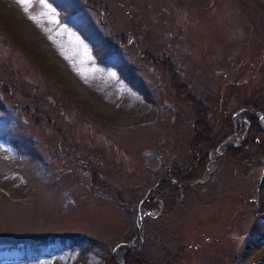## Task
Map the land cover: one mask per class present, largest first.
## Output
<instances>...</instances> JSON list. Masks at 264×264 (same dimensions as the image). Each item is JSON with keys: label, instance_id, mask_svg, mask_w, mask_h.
Masks as SVG:
<instances>
[{"label": "rangeland", "instance_id": "obj_1", "mask_svg": "<svg viewBox=\"0 0 264 264\" xmlns=\"http://www.w3.org/2000/svg\"><path fill=\"white\" fill-rule=\"evenodd\" d=\"M104 39L116 54L102 63ZM5 99L0 247L84 237L99 245L87 264H126L122 243L148 264H264V158L218 162L246 141V104L264 128V0H0ZM197 124L220 143L183 182L170 170L191 169ZM59 251L28 264H82Z\"/></svg>", "mask_w": 264, "mask_h": 264}, {"label": "trees", "instance_id": "obj_2", "mask_svg": "<svg viewBox=\"0 0 264 264\" xmlns=\"http://www.w3.org/2000/svg\"><path fill=\"white\" fill-rule=\"evenodd\" d=\"M56 5L59 6V2L55 1ZM76 13L77 17L75 18H69L68 21L70 23H73V20L75 19L76 21H80L76 24H79L83 27V31L89 35V37H92L96 39V32L95 29L88 24L82 18L80 14V9H71V12L69 13ZM76 27L80 30V28L76 25ZM82 29V28H81ZM95 41H98L97 39ZM109 40H105L100 44L98 42V46L103 48V54L100 56L98 54V50L95 46H93L95 53L99 56V60L104 63L105 59L109 60L111 57H114L116 52L111 49L110 44L108 43ZM97 46V47H98ZM107 64H110L111 66L115 67L120 71V75L122 78L133 88L136 90L142 91V89L136 84V74L134 71H132L126 66H122L120 63L121 61L118 60L115 62H106ZM118 63V64H117ZM6 98V97H5ZM5 102H1L0 107L4 110H6V105L11 106V102L6 100ZM243 108L246 109L244 112L245 116H248V120L250 123V128L247 132V138L246 141L241 144L240 146L236 147H228L224 152H222V157L220 158V161L222 162L223 158H226V155L229 154L231 155L233 159L238 161L240 158L251 155V154H258L259 159L262 157L264 158V128L260 125V120L256 112H259L257 110V107L252 104L248 103L246 104ZM23 112V111H22ZM26 113V112H25ZM27 114V113H26ZM2 131H0L1 133ZM197 133L195 134V138L191 141L190 147L193 149V165L190 170H182V169H177V168H172L170 170L172 178H179L181 181L186 182L187 180H191L192 177H194L196 174H199V170H201L200 173L203 172L204 168L207 167L208 162L210 161V153H215L216 150L218 149L220 140L219 138H213L208 133H203V129H200L197 124ZM263 137V138H262ZM12 141L14 137L10 136L9 137ZM240 168H245L241 163H238ZM196 165V167H195ZM200 178V175L198 176ZM166 179L165 181H167ZM171 179H169L170 181ZM263 183H264V175L262 177ZM162 186H165L163 184ZM162 186L158 188L161 190ZM166 190V189H165ZM160 195L165 196L169 195L168 194H162L160 192ZM262 197L264 200V191L262 193ZM260 218L264 220V215H261ZM253 237H256V239H262L264 238V233L263 231L259 229H253L252 232ZM54 238V237H53ZM56 241L54 242L53 246L55 248V251H52V248H50V239H42V240H37V241H28V242H23V243H18L15 245H9V246H4L0 247V264L3 262H14L18 264H28L35 262L39 259H41L44 256H48L52 254L53 252H60L59 250H68V249H79V255H78V261H81L82 264H87V256L88 253L92 251L93 248L98 247L99 245L94 243V241H91L87 238L84 237H75V238H70V237H59ZM85 241V242H84ZM94 244V245H92ZM123 260L126 264H148L146 258L143 255L142 251H132L131 249L127 248L123 252ZM107 264H118L115 261L114 257H110L108 260Z\"/></svg>", "mask_w": 264, "mask_h": 264}, {"label": "water", "instance_id": "obj_3", "mask_svg": "<svg viewBox=\"0 0 264 264\" xmlns=\"http://www.w3.org/2000/svg\"><path fill=\"white\" fill-rule=\"evenodd\" d=\"M243 111V110H242ZM242 111H239L238 112V114L239 113H241ZM238 114L236 115V116H238ZM259 116H260V118H261V120H262V123H263V115H262V113H259ZM235 123H236V120H235ZM233 135H236V132L233 134ZM221 147V146H220ZM209 176V175H208ZM198 182H203V179L201 180V181H198ZM197 182V183H198ZM194 184V183H193ZM193 184H188V185H193ZM143 219H144V214H143V207H142V202L139 204V213H138V229H139V231L141 232L142 230H143ZM123 246H126V247H129V248H132L131 247V244H128V243H122V244H120V245H118L117 247H116V251L119 249V248H121V247H123ZM117 255V254H116ZM118 260H120L119 258H118ZM120 261H122V260H120Z\"/></svg>", "mask_w": 264, "mask_h": 264}, {"label": "snow or ice", "instance_id": "obj_4", "mask_svg": "<svg viewBox=\"0 0 264 264\" xmlns=\"http://www.w3.org/2000/svg\"><path fill=\"white\" fill-rule=\"evenodd\" d=\"M16 2H17L18 4H20L21 6H23L25 3L28 2V0H16Z\"/></svg>", "mask_w": 264, "mask_h": 264}, {"label": "bare ground", "instance_id": "obj_5", "mask_svg": "<svg viewBox=\"0 0 264 264\" xmlns=\"http://www.w3.org/2000/svg\"><path fill=\"white\" fill-rule=\"evenodd\" d=\"M82 54H83V51H82Z\"/></svg>", "mask_w": 264, "mask_h": 264}]
</instances>
